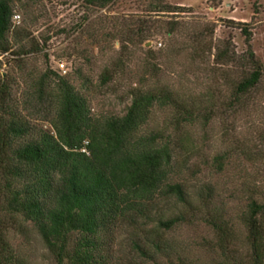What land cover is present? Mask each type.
<instances>
[{"label":"trees","instance_id":"obj_1","mask_svg":"<svg viewBox=\"0 0 264 264\" xmlns=\"http://www.w3.org/2000/svg\"><path fill=\"white\" fill-rule=\"evenodd\" d=\"M111 1L84 3L104 7ZM164 9L171 13L179 8ZM13 14L12 0H0V56L19 62L42 52L45 43L21 45L29 35L12 25ZM216 60L225 61L226 53H217ZM245 64L231 93L210 98L205 107L178 100L164 86L143 83L131 92L121 117L93 116L73 80L50 70L28 86L21 104L0 84V264H119L116 249L123 233L148 264H264L260 186H247L244 211L233 217L215 183L190 194L177 180L188 155L204 148L215 118L224 146L211 158L214 176L227 177L234 156L253 160L247 147L228 145L229 121L247 112L263 79L251 51ZM74 79L83 87L90 83L80 70ZM111 80L105 70L99 82ZM166 108L173 109L169 129L141 135L153 110ZM30 110L51 118L53 133L29 120ZM196 127L202 132L199 143L191 134ZM180 154L186 160H177ZM184 225H201L209 238L192 250L165 237ZM28 248L34 255L40 251L38 259Z\"/></svg>","mask_w":264,"mask_h":264},{"label":"rangeland","instance_id":"obj_2","mask_svg":"<svg viewBox=\"0 0 264 264\" xmlns=\"http://www.w3.org/2000/svg\"><path fill=\"white\" fill-rule=\"evenodd\" d=\"M166 7L179 9L167 13ZM12 10L20 17L19 30L29 35L21 45L28 48L38 42L45 47L19 62L0 56V84L21 104L28 86L50 70L73 80L74 88L88 99L90 113L98 118L123 116L131 92L143 83L150 88L164 86L178 100L205 107L210 98L219 100L231 93L251 51L262 66L263 79L247 112L229 121L228 145L247 147L253 160L234 156L227 177L214 176L211 158L224 146L215 118L206 130L204 148L191 158L188 155L177 180L190 194L205 183H215L233 217L244 211L247 186H260L257 196L264 198V0H112L104 7L86 6L84 0H12ZM219 52L226 53L227 61L216 60ZM77 70L90 81L87 86L74 79ZM105 70L112 80L101 85ZM33 111L28 112L29 120L52 132L51 118ZM172 113V108L154 109L140 134L169 129ZM191 134L194 142L202 140L198 127ZM184 156L177 160H186ZM165 237L192 250L209 238L201 225L178 226ZM13 243L22 245L19 238ZM128 244L126 233L121 234L116 261L148 264ZM29 250L38 259L40 251L34 255Z\"/></svg>","mask_w":264,"mask_h":264},{"label":"built area","instance_id":"obj_3","mask_svg":"<svg viewBox=\"0 0 264 264\" xmlns=\"http://www.w3.org/2000/svg\"><path fill=\"white\" fill-rule=\"evenodd\" d=\"M12 25H18L20 23V17L17 14H13L12 19H11ZM62 69V68H61ZM82 153H85V149L81 150Z\"/></svg>","mask_w":264,"mask_h":264}]
</instances>
